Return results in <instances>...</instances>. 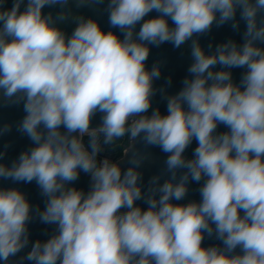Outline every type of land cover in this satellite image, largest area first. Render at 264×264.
<instances>
[{"label": "clouds", "instance_id": "1", "mask_svg": "<svg viewBox=\"0 0 264 264\" xmlns=\"http://www.w3.org/2000/svg\"><path fill=\"white\" fill-rule=\"evenodd\" d=\"M0 0V99L23 103L17 130L33 147L0 178L36 182L46 197L41 222L54 234L35 241L22 259L33 264H264V0H108L105 32L97 20L75 17L68 36L45 6L69 0ZM103 0H77V6ZM246 24L244 42L229 40L206 53L194 36L233 22ZM159 15L145 19L151 12ZM171 20L172 25L169 24ZM142 22V24H141ZM140 24L139 31H136ZM191 40L192 63L183 87L167 96V114L151 111L149 45ZM220 65V70H215ZM243 68L239 83L230 69ZM101 115V123L91 127ZM219 125L227 131L217 132ZM10 131L5 125L0 134ZM85 137L88 138L87 144ZM125 138L130 167L99 159ZM167 153L169 178L152 177L145 193L137 169V140ZM197 141L193 157L184 153ZM3 153H0L2 158ZM185 170L179 175L178 172ZM90 175L85 193L69 186ZM203 184L201 200L186 204L189 180ZM143 199L146 209L136 201ZM33 209L17 188H0V264L29 244ZM220 245L205 247V236ZM237 249L240 251L237 252Z\"/></svg>", "mask_w": 264, "mask_h": 264}, {"label": "water", "instance_id": "2", "mask_svg": "<svg viewBox=\"0 0 264 264\" xmlns=\"http://www.w3.org/2000/svg\"><path fill=\"white\" fill-rule=\"evenodd\" d=\"M14 0H4L3 9H11ZM27 0L21 5V11H23ZM108 0H103L102 3L90 2L82 6H77V0H69L68 4L61 8L60 5L55 6H45L43 13L47 15L49 12L56 17L61 11L68 13V18L64 21H57V25L70 36L76 27L75 17L83 16L85 18H93L98 21L100 27L105 32L111 30L117 33L121 39H123V34L118 28H111L109 24V12L107 10ZM159 15V13L153 11L145 17L149 19ZM264 15V14H262ZM236 21L239 22L237 29L232 27L233 22H227L222 26L217 27L213 24L210 32L203 35L194 36L193 39H197L205 50L206 53H211L215 50L216 46L225 43L229 40L236 42L238 45L243 44L244 38L243 34L246 30V24L240 19L239 10L237 11ZM142 24V22H141ZM169 24L172 25L171 20ZM140 24L137 25L136 31H139ZM191 43L189 40L185 44L181 45L179 48L174 47L172 43L165 42L159 46L149 45L150 53L146 61V67L150 70L154 64H158L160 67L161 75L159 79L154 80L153 87L156 89V94L152 98V106L149 109V115L151 111L159 108L162 114H167V96L174 95L180 91L183 87L182 81L185 77L189 76L188 68L191 65ZM264 47V45H261ZM221 66L217 65L215 70H220ZM232 72L233 81L239 83L242 74L245 69L243 68H233L230 69ZM101 115H97L92 119L91 127H97L101 123ZM25 116L23 110V103L20 104H6L3 99H0V129L5 125L10 126V131L0 134V153H3L2 158H0V163H4L11 166L12 162L16 160L19 155L33 147L32 141L24 134L17 130L19 123ZM227 131L224 125H219L217 132ZM198 146L197 141L194 139L192 144L186 149L184 155L186 158L191 159L193 157L194 149ZM133 150L137 152L143 159L142 163L137 169L142 174V179L140 181L142 185V191L147 192L150 181L154 176H160V183L168 179L170 174L166 172L165 161L167 159V153H164L160 147L146 145L142 140H137L133 146ZM132 151H129L127 156H124L121 161L122 171H125L130 167L129 160L131 159ZM185 170H180L177 175H179ZM203 180L200 182L189 180L188 183V193L185 198L181 201H173L174 203L186 204L190 201L199 202L201 200L199 189L203 184ZM91 183V178L89 174L80 172L79 178L72 182L69 186H74L77 189H82L85 193L89 190ZM0 188H17L22 191L27 199L29 200L33 209V219L28 224L29 229V244L27 247L22 249L16 256L10 257L11 264H33V262L26 259H22L31 250L32 245L35 241L40 240L42 242L46 241L54 234L56 226L45 224L40 221L37 209L43 211L46 206V197L41 194V190L35 181L31 183L25 182H14L11 179L0 178ZM136 204L144 209L148 205L143 199L136 201ZM221 242L217 240L214 236H205L203 241V246L208 247L212 245H220ZM240 250L237 249V252Z\"/></svg>", "mask_w": 264, "mask_h": 264}, {"label": "built area", "instance_id": "3", "mask_svg": "<svg viewBox=\"0 0 264 264\" xmlns=\"http://www.w3.org/2000/svg\"><path fill=\"white\" fill-rule=\"evenodd\" d=\"M84 139H85V143L87 144L88 138L85 137ZM127 149L128 147L126 148L122 142H119L118 148H115L113 146H105V150L100 154L98 158L103 159L104 157H108L113 161H117L121 159V154Z\"/></svg>", "mask_w": 264, "mask_h": 264}, {"label": "rangeland", "instance_id": "4", "mask_svg": "<svg viewBox=\"0 0 264 264\" xmlns=\"http://www.w3.org/2000/svg\"><path fill=\"white\" fill-rule=\"evenodd\" d=\"M121 142L125 145L126 148L129 147V141L127 138H125L124 141Z\"/></svg>", "mask_w": 264, "mask_h": 264}]
</instances>
